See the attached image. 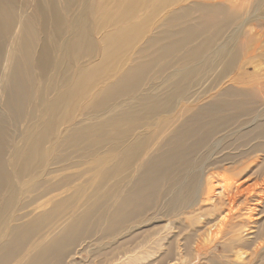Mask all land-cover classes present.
Instances as JSON below:
<instances>
[{"label":"bare ground","instance_id":"obj_1","mask_svg":"<svg viewBox=\"0 0 264 264\" xmlns=\"http://www.w3.org/2000/svg\"><path fill=\"white\" fill-rule=\"evenodd\" d=\"M123 1L125 11H130L133 0ZM33 2L35 11L24 17L22 0H0V64L5 61L0 80L4 111L0 117V264H67L79 247L94 256L101 247H87V243H99L106 236L120 238L126 224L149 211L172 220L147 236L144 244L163 229L146 251L148 260L160 255L159 264H188L189 259L192 264L203 257V264H220L210 250L221 244L231 251L234 264L258 252L262 264L264 233L244 230L251 218L247 214L249 218H239L241 211L257 210L248 207L249 193L258 192L260 196L253 200L264 205V81L260 60L256 62L257 55H264L260 1L233 7L225 4L229 0H209L179 7L169 15L141 47L145 52L159 45L158 50L149 52L144 62L124 67L109 87L96 94L100 104L91 107L88 117L98 111L109 115L85 128L86 139L93 140L88 143V158L95 159L103 148L111 153L112 164L103 167L109 159L100 158L95 170L100 169L76 186L71 184L85 172H64L83 164L66 168L68 159L57 143L47 145L64 122L66 100L68 104L88 93L100 72L113 71L110 66L116 56L132 43V29L122 28L106 38L95 69L82 70L76 79L66 80L64 73L63 91L57 93L50 72L66 64L65 19L56 0ZM73 2L63 0L64 11ZM74 46L82 55L93 50L86 26ZM55 52L60 53L59 59L54 58ZM160 62V70L171 66L172 70L156 78L154 70ZM247 65H253L254 74L246 82L232 78L227 85L221 83L236 68L246 76ZM214 71L218 74L210 83L196 82ZM177 72L178 79L165 84ZM155 79L169 87L161 95L153 94L156 89L147 85ZM26 117L34 130L9 153L14 160L9 165L11 134L6 129L12 132ZM62 140L66 143V136ZM52 159L59 165L56 170H49ZM246 183H251V189L244 187ZM68 186L72 192L66 196ZM24 197H30V203L48 197L36 208L47 206V210L11 228L5 239L7 225L30 214L18 218L17 211L10 213ZM74 206L78 211H68ZM139 237L130 235V244ZM115 256L105 264L139 260Z\"/></svg>","mask_w":264,"mask_h":264},{"label":"rangeland","instance_id":"obj_2","mask_svg":"<svg viewBox=\"0 0 264 264\" xmlns=\"http://www.w3.org/2000/svg\"><path fill=\"white\" fill-rule=\"evenodd\" d=\"M56 1L58 10H61V13L65 19L62 41H66V45L68 46L66 52V64L61 67L59 66L57 69L54 68L50 72V78H55V92L57 93L63 91L64 86L62 83V75L64 73H66V80L73 76H75L74 79H76V76L79 75L82 70L89 71L95 69L103 56L106 38L109 35L114 36L122 28L131 27L132 29V43L129 45L128 50L122 51L116 56L115 62H113V64L110 66V69L113 68V71L110 70L112 71L111 73H107L105 71L100 72L99 78L91 82L92 87L90 88V91L88 93L82 92V96L77 95L75 98L70 99L71 101H68V104L66 100V113L64 122L60 126L58 133L50 138L49 144L47 145L49 146L57 143L58 149L63 152L62 154L66 155V158L68 159L66 160V168L76 164H83L76 168L66 169V171L64 172V174L66 175L76 174L83 171L85 172L84 177L82 176V178L79 179L80 181L77 180L73 182L74 184H71V186H76L84 182V180L89 175L93 174L94 172L96 173L100 169L99 168L95 170V162L100 158L109 159L108 163L103 167L112 164L111 153L107 154L105 152V149L103 148L99 150L98 155L95 159L88 158V143L93 142V140L90 138L88 140L86 139L85 128L88 126L93 127V125L105 119L109 115L101 114L98 111L93 117H88V114L91 112V107L93 109H96L97 105L100 104V99L96 98V94L109 87L113 83L115 77H117L121 73L124 67L142 63L146 60V56L149 52L158 50L159 45H154L153 47L147 49L145 52H142L141 47L144 46L147 40L151 39L156 33H158L159 27L162 26L163 22L169 17V15L177 12L179 10V7L189 6L191 5V3L194 4L209 0H133L131 9L128 12H126L123 7V0H74V2L70 5L66 4V11H64L63 9V0ZM259 1L262 5V9L264 10V0ZM22 2L26 4L24 17L31 15L35 11L34 2L31 3V0H22ZM249 2L250 0H229V2L225 4L234 7L238 5H246ZM261 22H263L264 28V19ZM84 26H86L87 33L93 41L94 45L93 50L86 55L77 53L74 46L78 41H80L82 28ZM262 40L264 39L262 38ZM53 55L55 59H59L60 57V53L58 52L53 53ZM259 55H257L256 57V62L257 60H260V79L264 81V55L262 54L260 57ZM108 63L109 62L106 63V66H108ZM161 65L162 62H160L154 70L156 78L160 75L164 76L166 74H169L172 70V66L170 68L160 70ZM4 66L5 61L0 64V80L3 79L5 75V72L3 71ZM245 70L246 76L245 74H243V69L236 68L234 71L229 73L226 78H223L221 80V83L227 85L228 83L233 82L231 81L232 78H235L237 82H246L247 76H251L252 74H254V67L253 65H247L245 66ZM217 74V71L210 72L207 74L206 80L196 82H199V84L210 83ZM179 75V72L171 74L172 79L165 84L175 82L178 79ZM159 83L160 81L157 79L153 80L150 83H147V85H151L156 89L152 92L153 94L161 95L169 88L166 85L160 86ZM91 84H89V86ZM38 85L41 86L42 83L39 82ZM202 98L204 97L201 96L200 99ZM2 99L3 96L0 92V101ZM36 105L37 101L34 102L33 106ZM96 115H98V117L94 118ZM2 116H4V111L0 103V117ZM33 130L34 125H32V121L29 119V117H26L24 121H21L18 125L12 128V132L9 133L6 129V133L11 134V136L9 137V144L6 153L7 164L12 165L14 163V160L8 156L9 153L13 152V149L19 147L21 144V140ZM110 130L111 128L106 129L107 132H109ZM65 136L66 143L62 140ZM56 161L57 160L54 161L53 159L50 161L51 166L49 167V170H56L59 167V165H56ZM229 177L232 178V175H229ZM95 180H98V176L95 178ZM219 183L221 182H217L216 185H218ZM250 184L251 183H246L244 187L246 188L248 186L247 188L251 189ZM218 186L220 187V185ZM253 189L254 191L258 190L256 189V187H254ZM71 192L72 189L68 186L66 188V196L70 195ZM249 195H251L250 197H252L251 202L249 201L248 204L249 209L256 207L257 210L253 211L251 214L246 213L247 211H241L240 214H242L239 215V218H251V221L248 225H246L244 230H247V227H249V229L251 228L249 231H253L256 233L259 232L260 234L261 232L264 233V205H259L258 202H260V200L257 202L253 200L255 196H260L258 192H256L255 194L251 192L249 193ZM28 196L31 197L32 195ZM30 197H24L21 200H18L10 209L11 214H13L14 211H17L15 216H17L18 218L21 215L24 216L28 212H30V214L22 218V220L18 222L16 221L9 223L7 225L8 229L5 235V239L11 228L16 226L17 224H24L30 219L31 216L39 214L40 211L47 210V206L45 208H36L42 203H45L48 200V197L38 199L34 203H30ZM77 208L78 206H74L71 207L68 211H78ZM157 213L149 211L147 212V214H145V216L138 219L137 222L126 224L123 228V235L120 238L114 239L113 236H106L105 238H101L99 240V243H87V247L88 245H97L98 247H101L100 249H98V252L94 256L89 255L86 252V249H83V247H79L77 249V254H75L74 257L71 256L67 264L69 262H72V264H105L110 257H113L117 254L118 256H115L114 258L122 257L121 260L128 257H132V259H139L137 260V264H159L160 255H154L148 260V258L146 259V251H149V247H151L150 243L161 234L163 229L158 233V235H156L157 237L155 236L149 238L148 243L144 244V241L146 240L148 235L152 234L153 232L157 233L163 226H165L167 221H171L172 219H165L164 217L159 216ZM245 215L247 218L245 217ZM254 222L257 223L254 225ZM261 227H263V229ZM186 233L187 231L185 230L180 235V239L182 242V239L184 238ZM256 233H254L255 236ZM133 234H141V237L135 240L133 244H130V235ZM255 236H253V238H255ZM254 240L257 241L259 239ZM87 241L89 240H86L85 243ZM80 243L81 242H79L78 244ZM211 247L213 250H210V252H213L212 257L216 262L220 264H234L233 262H231L234 260L231 251L223 250L221 244H214V246ZM208 248H210V246L205 247V249ZM261 253L262 252H258V257L257 255H253L249 259H246V257H242V264H260ZM189 260L190 261L188 264H191V259ZM203 261V257H199L192 264H203Z\"/></svg>","mask_w":264,"mask_h":264}]
</instances>
